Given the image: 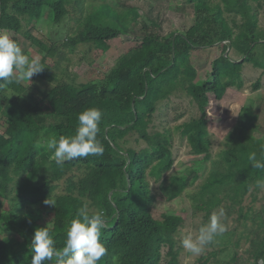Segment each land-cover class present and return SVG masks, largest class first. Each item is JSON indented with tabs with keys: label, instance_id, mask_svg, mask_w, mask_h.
Listing matches in <instances>:
<instances>
[{
	"label": "trees",
	"instance_id": "obj_1",
	"mask_svg": "<svg viewBox=\"0 0 264 264\" xmlns=\"http://www.w3.org/2000/svg\"><path fill=\"white\" fill-rule=\"evenodd\" d=\"M186 2L192 8L193 22L189 27L183 31L173 29L161 36L147 32L148 42L123 54L103 78L60 82L50 89H38L37 93L22 83H0V117L7 123L0 133V198L10 202L9 208L0 213V264H31V238L37 227L48 222L57 248H62L71 219L84 205L90 213L103 210L108 224L102 242L109 251L98 264H112L113 256L118 257V264H162L164 248H167L164 264L178 263L175 235L183 217L171 210L156 217L151 209L155 196L150 186V178L162 180L175 161L171 130L167 127L149 130L158 104L167 100L174 89L186 91L200 111L199 116L175 128L186 136L191 152L205 162L203 170L207 174L198 191L190 195L195 208L204 211L201 224L227 199L229 207L253 225L251 264H264V204L258 211L252 205L243 206L247 194L256 201L261 190L255 181L264 178V169L251 167L248 155L251 152L259 155L264 136L256 130L249 134L235 133L229 137L226 148L213 158L204 115L208 93L222 92L231 85L242 86L245 62L260 67L264 74V29L259 22L264 0ZM71 3L76 7L80 0H0V29L18 34L22 31V19L33 23L48 11L52 22L58 24L68 14L66 6ZM140 19L136 7L119 9L102 0L90 4L79 21L77 34L67 37L64 44L71 50L81 42L100 45L134 31L132 24ZM147 21L155 23L148 16ZM147 25L148 22L144 23L142 28ZM23 35L43 52L42 65L46 58L56 57L57 45L47 46L27 32ZM214 44H222V53L213 60L208 77L198 78L191 51ZM231 50L240 58H232ZM36 75L44 82L53 80L44 69ZM7 87H13L18 94L11 97L14 104L2 106L1 95ZM253 87H259L258 80ZM32 97L36 103L31 101ZM19 99L24 103L15 105ZM43 101L45 106L41 104ZM91 106L103 112L98 133L104 146L103 155L58 165L51 159L45 141L50 136L74 135L79 113ZM241 111L243 119L257 117L249 108ZM130 131H136L146 146L124 148L122 139ZM74 169H82V175L72 176ZM199 176L194 166L186 168L185 173L171 175L169 183L162 186L166 199L178 197ZM60 181L64 182V190L55 193ZM48 196L55 199L56 205L43 203ZM28 205H37L39 212L27 210ZM48 212L51 217L45 219ZM217 255L212 250L198 264H208L209 256L215 257L218 264H231L234 260V255L225 258V254L222 260ZM51 264H55V259ZM235 264H244L236 252Z\"/></svg>",
	"mask_w": 264,
	"mask_h": 264
},
{
	"label": "rangeland",
	"instance_id": "obj_2",
	"mask_svg": "<svg viewBox=\"0 0 264 264\" xmlns=\"http://www.w3.org/2000/svg\"><path fill=\"white\" fill-rule=\"evenodd\" d=\"M101 1L80 0V3L76 7H74V3L67 5L68 14L58 24L52 22L50 12L48 11L40 20L33 23H27L25 19H22V31L18 34H13L11 31L6 30L20 44L25 54L30 57L39 56L42 58L43 52L38 49L36 44H31L29 38L23 35L25 32L32 34L47 46L52 44L58 46L56 57L46 58L43 65L47 68L44 67L43 69L52 77V82H44L39 76L34 75L31 81H22V86L28 89L33 88L37 93L36 90L38 89H50L49 87L53 84L60 82L75 81L78 83L103 78L118 63L119 58L123 54L132 52L138 45H144L148 42L147 32L151 31L154 32L153 34L161 36L173 29L183 31L193 22V17L190 13L192 8L186 0H104L107 3L115 4L116 8L119 9L131 6L138 9L141 19L132 24L134 31L118 35L100 45H95L93 42H81L71 50L69 46L64 44L66 38L77 34V30L80 28L79 21L90 4L100 3ZM147 16L155 21V23L152 24L151 21H147ZM3 21L1 19V24ZM146 22H148V25L144 29L142 26ZM259 22L261 28L264 29L263 12L259 14ZM191 52L192 64L197 69L198 78L206 79L208 77L207 72L211 70L213 60L222 53V44L197 48ZM230 54L235 60L240 58L233 50L230 51ZM165 63L168 64L169 61ZM241 79L242 86L240 88L231 85L225 87L222 92H210L207 95L208 104L205 107L204 115L207 121V131L212 139L211 155L213 158H216L217 154L226 148L229 137L234 136L235 133L249 134L253 130H256L264 136V74L262 73V69L251 62H245L241 72ZM257 80L259 81V87L255 89L253 86ZM17 94L18 91L14 90L13 87H7L5 93L3 91L1 95L2 104H4L2 106L11 105V97ZM31 101L37 102L34 97H32ZM23 103L24 101L21 99L15 101V105H22ZM41 104L45 106V101ZM247 108L256 114L257 117L254 120H249L248 118L246 120L241 117L243 112L241 110H247ZM249 112L247 115H249ZM199 115L200 111L197 108V104L183 90L174 89L167 100L158 104L149 130H162L163 127L171 130V150L175 161L172 168L164 174L162 180L150 178L151 190L155 196L151 209L156 217H160V213L165 210H171V212L183 217V224L175 235L178 250L177 264H198L200 258L207 256L212 250L217 251L219 260H222L225 254H227L225 258L234 255V260L231 264H235L236 252L238 256H241L244 264H251V238L255 234L250 229L253 225L250 220L241 219L238 212L229 207L227 199L213 209H224L225 216L222 217V222L226 224L227 231L218 237L214 243L206 246L199 255L188 253L181 245L182 234L189 230L195 233L204 220V211L195 208L190 195L198 191L207 171L203 170L205 162H202L201 156H197L191 152V147L186 136L181 135L175 127L183 121ZM6 125L7 123L0 117V133ZM121 144L124 148L140 149L146 146V141L141 139L136 131H130L124 136ZM193 166L199 171L200 176L198 179L184 189L178 197L173 200H167L166 192L162 186L169 183L171 175L185 173L186 168ZM82 173V169H74L70 174L78 178ZM10 186L11 189L14 188L13 183ZM63 190L64 182L60 181L55 193H61ZM8 204H10L9 201H4L0 198V213L9 208L10 205L8 206ZM263 204L264 189L258 192L256 201H252L249 194L243 200V206L252 205L255 211H258ZM26 207L24 208L27 210L30 209L37 212L40 210V207L37 205H28ZM50 217L51 213L48 212L45 219H49ZM236 240H239L238 245H235ZM166 250L167 248L163 249L162 264L167 259L165 256ZM208 258V264H218L215 257L209 256ZM259 263L262 264V262Z\"/></svg>",
	"mask_w": 264,
	"mask_h": 264
},
{
	"label": "clouds",
	"instance_id": "obj_3",
	"mask_svg": "<svg viewBox=\"0 0 264 264\" xmlns=\"http://www.w3.org/2000/svg\"><path fill=\"white\" fill-rule=\"evenodd\" d=\"M44 67L39 56L30 57L25 54L10 33L0 29V83L20 84L24 80L31 81ZM102 116L100 108L87 107L77 117L78 126L74 135L48 137L45 146L51 152V159L58 165H63L66 161L77 158L102 156L104 146L98 139ZM248 160L251 167L264 169V145L261 146L259 155L251 152ZM255 184L257 188L264 189V178L257 179ZM43 203L56 205L55 199L49 196ZM224 216L223 208L213 210L207 222L201 224L195 233L189 230L182 234V247L192 255L202 253L206 246L214 243L227 231L226 224L222 222ZM107 226L103 210L90 213L87 205H84L71 219L62 248H57L49 222L46 226L37 227L29 249L31 264H51L54 259L55 264H98L109 251L102 242V234ZM112 264H118L117 256L112 257Z\"/></svg>",
	"mask_w": 264,
	"mask_h": 264
}]
</instances>
